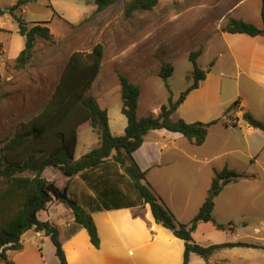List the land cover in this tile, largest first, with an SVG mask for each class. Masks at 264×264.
<instances>
[{"label": "crops", "instance_id": "obj_1", "mask_svg": "<svg viewBox=\"0 0 264 264\" xmlns=\"http://www.w3.org/2000/svg\"><path fill=\"white\" fill-rule=\"evenodd\" d=\"M6 1L8 3L4 6L0 3L1 9H8L18 2ZM202 1L206 8L220 11L216 28L213 33L205 36L202 54L198 58L206 77L180 104L171 120L183 119L188 123L217 122L209 127L206 141L201 146L194 145L181 133L167 129L152 130L133 156L139 167L146 172V180L154 192L162 198L176 219L184 224L190 223L198 214L216 172L225 168L241 172L242 177L223 187L215 199L213 211L217 223L233 224V229L219 230L212 221L201 222L193 238L202 246L226 243L254 245L218 249L210 256V264H264V131L243 120V114L250 112L264 123V35L252 37L221 31L230 18L263 28L262 0H256L254 4H249L250 0ZM31 4L24 7L22 15ZM50 6L54 8L52 4ZM27 23L34 25L43 22ZM50 24L46 25L50 27ZM40 40L43 39H37V42ZM37 42L30 63L35 57ZM24 48L25 38L20 35L13 16L9 13L0 15V91L10 92L13 89L18 92L23 86L20 78L15 80L14 73L10 72L6 76L3 73L7 62H16ZM11 50L12 57H6ZM206 55L212 57L202 63L201 58ZM170 64L174 67L173 62ZM102 67L103 62L98 76ZM130 81L140 87V81L134 78ZM118 82V74L113 79L109 76L99 80L97 77L91 89L97 85L98 96L89 91L101 109L108 112L109 127L114 136L124 135L127 127V119L122 111L120 114L119 109H116L112 113L109 108L108 100L112 97L109 92L112 88L115 87L116 95L121 94ZM173 100L176 101L174 97ZM146 106L141 90L138 117L159 115L161 107L146 111ZM230 115H233L234 120ZM86 124L93 129V134L97 133L94 145H91L93 138L89 130L84 131L83 135L80 132ZM99 146L100 136L91 123L88 121L80 125L75 160ZM240 161L241 166L234 163ZM122 174V168L113 161L72 177L65 175L58 167L44 170L42 176L45 179L60 188L67 187L69 195L91 212L98 230L100 246L95 247L87 230L75 224L72 211L56 199L48 204L46 210L38 213L41 221H48L58 228L68 264H183L184 241L156 223L149 204L94 209L98 205L118 204L119 199L110 198L112 188H118L128 195L130 201L137 202L136 195L129 189V181ZM57 176L62 177L59 183ZM234 184L242 187H230ZM78 188H81V192ZM221 197L225 199V205L223 212L218 213L217 200ZM250 218L254 226L250 224ZM257 224L261 225L262 232ZM30 234L40 238L47 236L35 228L30 229L22 235L21 250L25 249L26 244L23 239ZM16 252H7L9 260L14 264L13 254ZM2 264L5 262L2 261ZM190 264L207 262L191 254Z\"/></svg>", "mask_w": 264, "mask_h": 264}, {"label": "trees", "instance_id": "obj_2", "mask_svg": "<svg viewBox=\"0 0 264 264\" xmlns=\"http://www.w3.org/2000/svg\"><path fill=\"white\" fill-rule=\"evenodd\" d=\"M39 0H18L8 9L0 8V15L9 13L18 24L19 33L25 38V48L16 59L15 67L24 69L34 56L37 39L50 41L53 38L49 22L35 23L31 27L25 21L22 12L25 6ZM97 11H103L120 0H93ZM159 0H133L126 7V15L135 10H152ZM261 17L263 28L240 19L230 18L221 28L222 32L246 34L252 37L264 35V0H262ZM202 49L191 52L189 60L193 65V83L174 101L168 79L174 73L172 64H163L159 77L166 83L170 92L168 102L161 106L159 115L138 117L140 87L119 73L121 85L122 114L127 119L124 135H112L109 127L108 112L101 109L97 100L89 94L93 83L99 75L104 47L101 43L94 46L89 53L75 51L61 75L54 94L44 109L29 122L24 123L16 134L0 149V258L5 264H14L9 260L8 251L22 248L21 238L32 228L44 232L50 237L56 248L60 264H68L58 228L48 221H41L38 213L46 210L48 204L56 199L68 207L75 218V224L85 228L95 247L100 246L98 230L91 215L75 198L69 195L67 187L60 188L56 183L45 179L42 174L48 167H58L65 175H75L98 169L108 161L122 168L123 176L128 177L130 190L137 197V202L130 201L128 195L118 188H112L110 198L119 199L118 204L98 205L102 208L134 207L149 204L156 223L171 230L185 243L184 263L190 264V255L196 254L209 263L210 256L218 249L234 246H254L241 243L202 246L198 244L193 233L201 222L212 221L219 230L233 229V224H219L213 218L215 199L227 184L237 181L242 174L225 168L216 172L208 196L193 220L184 224L179 222L172 211L158 196L146 180L136 160L134 152L143 144L145 136L152 130L167 129L181 133L191 143L201 146L206 141L208 129L217 120L203 123H188L183 119L172 121L171 116L189 93L197 89L205 79L206 72L198 63ZM236 105L233 104L232 108ZM243 120L250 126L264 131V123L250 112L243 114ZM90 122L99 132L100 146L91 150L79 160H75L78 127ZM28 173V174H25Z\"/></svg>", "mask_w": 264, "mask_h": 264}, {"label": "rangeland", "instance_id": "obj_3", "mask_svg": "<svg viewBox=\"0 0 264 264\" xmlns=\"http://www.w3.org/2000/svg\"><path fill=\"white\" fill-rule=\"evenodd\" d=\"M131 1L120 0L103 11L96 10L93 0H39L27 7L23 14L25 21L50 22L53 38L37 42L35 57L25 69H17L15 61L6 64L4 76L14 73L15 80L20 78L23 86L18 92L13 89L0 91V149L22 124L44 109L74 51L89 53L101 43L104 61L99 80L109 76L113 79L121 73L140 81L146 111L159 109L170 96L166 83L158 75L163 64H174L175 71L168 84L175 100L193 83L189 55L202 49L205 36L216 28L220 11L206 8L202 0H159L152 10L138 9L127 16L126 7ZM255 1L250 0L249 4ZM0 3L4 6L8 2L2 0ZM12 54L11 50L6 57ZM211 57H202V63ZM117 87L120 88L119 82ZM97 91L96 85L91 94L98 96ZM109 93L112 96L108 100L109 108L112 113L119 109L121 114V94L116 95L115 87ZM230 118L234 120L233 115ZM87 130L93 138L91 145H94L97 133L93 134L88 124L80 132L83 135ZM234 163L242 165L241 161ZM57 178L58 183L62 181L61 176ZM125 179L129 181L128 177ZM235 186L242 187L236 184L230 187ZM78 191L81 192V188ZM222 198L217 200L218 213L224 209L225 199ZM249 221L255 225L251 218ZM23 240L25 249L13 254L16 264H60L47 236L40 238L30 234Z\"/></svg>", "mask_w": 264, "mask_h": 264}]
</instances>
